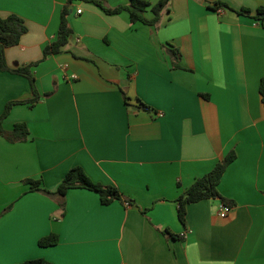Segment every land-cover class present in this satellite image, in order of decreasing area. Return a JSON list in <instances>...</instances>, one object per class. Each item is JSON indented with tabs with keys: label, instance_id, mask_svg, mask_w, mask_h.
Returning <instances> with one entry per match:
<instances>
[{
	"label": "crops",
	"instance_id": "1",
	"mask_svg": "<svg viewBox=\"0 0 264 264\" xmlns=\"http://www.w3.org/2000/svg\"><path fill=\"white\" fill-rule=\"evenodd\" d=\"M67 1L0 0V15L28 27L6 48L8 66L38 62V97L0 64V116L25 101L4 126L30 130L24 141L0 135V264H264V0H170L156 26L74 0L69 44L43 59ZM220 2L235 10L213 7ZM233 149L218 186L226 201L191 203L182 222L179 198ZM74 166L126 200L104 205L76 188L62 207L26 184L40 179L54 192ZM223 201L232 205L225 218ZM52 233L58 244L39 245Z\"/></svg>",
	"mask_w": 264,
	"mask_h": 264
},
{
	"label": "trees",
	"instance_id": "2",
	"mask_svg": "<svg viewBox=\"0 0 264 264\" xmlns=\"http://www.w3.org/2000/svg\"><path fill=\"white\" fill-rule=\"evenodd\" d=\"M74 0H68L63 6L61 11L60 25L57 37L51 41L44 49L43 59L47 58L53 54H60L63 52L64 48L69 44L72 36V28L69 23V15L71 13V5ZM97 5H99L107 13H120L122 11H127L130 15V19L133 23L142 22L151 26H156L161 18L163 12L168 9L170 0H159L157 3L153 4L147 0H130L126 5H120L117 7H108L104 4L102 0H93ZM214 8L224 7L231 10L233 9L227 3H216ZM151 12L152 16L148 17L147 14ZM242 14H251L250 9L243 8L237 11ZM264 8H260L256 18H264ZM28 31V27L25 20L17 14H10L6 17L0 15V64L3 70H8L13 73H17L26 76L31 84L32 90L36 97H38V90L36 86V78L33 74L32 67L38 62L31 63L29 65L11 68L8 66L5 56L6 48L15 46L20 43L22 36ZM171 54L174 56V66L178 67L180 60V53L178 50H170ZM260 93L262 97V102L264 103V77L261 79L260 83ZM124 98L126 103L129 105L128 97L124 92ZM37 99V98H36ZM35 101V99H34ZM25 101H11L6 105V108L2 115L0 116V135L6 137L12 142L24 141L28 138L30 130L25 122L16 123L11 131H8L4 126V121L8 117L11 108L16 103H23ZM142 108L146 111H152V108L141 101ZM237 153L233 149L231 150L222 160H220L215 167L207 173L205 176L197 179L191 187L179 198V218L182 222L186 220L187 206L191 203L198 202L204 199L211 198H222L224 201L226 199L221 195L218 186L220 181L228 168V166L236 159ZM26 184H29V190L31 191H43L47 194H55L62 198L60 202L61 206H65V197L69 190L76 188H84L95 191L99 194L102 204L108 205L115 200H120L124 202L126 197L122 194L118 187L113 185H104L102 183L95 182L86 173V171L81 166L72 167L66 175L63 177L62 181L58 185L56 191H51L44 187L42 180L27 179ZM11 206L8 208V210ZM60 237L57 233H52L45 236L39 240V245L41 246H54L59 243ZM18 264H54L45 258H36L26 260Z\"/></svg>",
	"mask_w": 264,
	"mask_h": 264
},
{
	"label": "built area",
	"instance_id": "3",
	"mask_svg": "<svg viewBox=\"0 0 264 264\" xmlns=\"http://www.w3.org/2000/svg\"><path fill=\"white\" fill-rule=\"evenodd\" d=\"M82 11L79 10V13H81ZM232 210V205L230 203H227V202H222L221 205H220V209H219V215L222 217V218H225L229 215V213L231 212Z\"/></svg>",
	"mask_w": 264,
	"mask_h": 264
},
{
	"label": "rangeland",
	"instance_id": "4",
	"mask_svg": "<svg viewBox=\"0 0 264 264\" xmlns=\"http://www.w3.org/2000/svg\"><path fill=\"white\" fill-rule=\"evenodd\" d=\"M2 183H0V185H1Z\"/></svg>",
	"mask_w": 264,
	"mask_h": 264
}]
</instances>
